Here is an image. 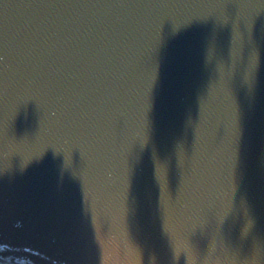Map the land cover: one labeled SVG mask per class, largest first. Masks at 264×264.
Instances as JSON below:
<instances>
[{
  "label": "water",
  "instance_id": "1",
  "mask_svg": "<svg viewBox=\"0 0 264 264\" xmlns=\"http://www.w3.org/2000/svg\"><path fill=\"white\" fill-rule=\"evenodd\" d=\"M0 261L264 264V0H0Z\"/></svg>",
  "mask_w": 264,
  "mask_h": 264
},
{
  "label": "bare ground",
  "instance_id": "2",
  "mask_svg": "<svg viewBox=\"0 0 264 264\" xmlns=\"http://www.w3.org/2000/svg\"><path fill=\"white\" fill-rule=\"evenodd\" d=\"M0 264H6V263H3V262L0 261Z\"/></svg>",
  "mask_w": 264,
  "mask_h": 264
}]
</instances>
